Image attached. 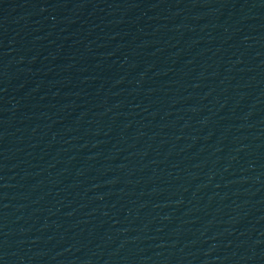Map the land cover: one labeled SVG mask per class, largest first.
<instances>
[{"label":"water","instance_id":"95a60500","mask_svg":"<svg viewBox=\"0 0 264 264\" xmlns=\"http://www.w3.org/2000/svg\"><path fill=\"white\" fill-rule=\"evenodd\" d=\"M0 264H264V0H4Z\"/></svg>","mask_w":264,"mask_h":264}]
</instances>
